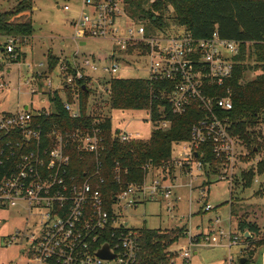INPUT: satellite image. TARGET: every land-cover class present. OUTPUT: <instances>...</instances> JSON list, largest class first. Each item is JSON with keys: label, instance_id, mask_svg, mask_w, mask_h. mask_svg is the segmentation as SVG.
<instances>
[{"label": "built area", "instance_id": "obj_1", "mask_svg": "<svg viewBox=\"0 0 264 264\" xmlns=\"http://www.w3.org/2000/svg\"><path fill=\"white\" fill-rule=\"evenodd\" d=\"M83 1L81 17L75 22L76 39L110 42L109 57L105 59L109 64L103 66L105 75L111 80L127 79L122 72H144L147 75L144 79L165 81L173 86L164 95L174 114L183 115L192 105L203 112L204 117L191 129V140L181 142L184 147L180 158H172L175 168L195 181L204 176L206 181L201 184L204 188L220 181H228L230 190L237 187L235 184L238 180L241 183L242 173L249 168H237V163L243 164L247 155L238 152V148L245 146L240 136L233 133V124L226 114L233 110L229 85L240 54L239 43L222 39L217 32L210 38L197 39L179 26L173 30L152 27L148 21L131 19L124 6L121 11V0ZM63 10L69 11V6L65 5ZM20 50L19 39L0 38V67L5 64V56L16 61ZM78 58V64L72 61L60 66V89L53 90L51 82L46 89L39 85L31 89L32 101L41 98L40 107L34 108L32 103L16 112L0 114V208L21 210L34 219L29 233L28 230L17 233L26 242L22 254L27 264H137L139 235L123 220V212L160 201L168 203L170 212L175 178L173 182L170 180L168 165L156 169L146 163L143 181L121 188L108 205L102 192L105 184L102 119L97 117L90 126L75 130L57 123L46 124L57 114L54 99L60 95L67 99L61 101L69 119H79L81 92H91V98L94 85L103 80L89 73L88 69H98L95 58L93 61ZM2 71L0 89L4 87ZM40 77L41 73H36L30 82ZM110 79L103 85L108 95ZM87 116L94 117L88 108ZM153 125L154 129L167 130L170 122ZM117 133L115 136L124 143L141 139L139 133L134 137L127 132ZM207 145L214 163L205 160L207 152L203 147ZM78 163L82 166L78 167ZM122 171L119 162H115L112 174L118 185ZM235 171H239L238 178ZM203 198L205 212L212 211L208 194ZM199 235V243L196 244L194 236L191 245L201 242L211 245L212 238L217 237L219 245L223 239H228L231 246L245 244L248 249L241 258H246L250 251L246 237L226 233L219 217L211 222L208 233ZM106 243L115 255L113 260L98 256ZM182 256L190 257L189 251H183ZM240 259L230 264H241Z\"/></svg>", "mask_w": 264, "mask_h": 264}, {"label": "trees", "instance_id": "obj_2", "mask_svg": "<svg viewBox=\"0 0 264 264\" xmlns=\"http://www.w3.org/2000/svg\"><path fill=\"white\" fill-rule=\"evenodd\" d=\"M122 2L126 14L131 19L148 21L152 27L165 28V20L171 19L197 39L210 38L217 32L222 39L239 43L240 54L236 58L234 76L229 85L233 97V110L226 115L233 124V133L240 136L244 143L249 145L252 137H257L263 142L258 149L252 147V151L260 152L264 148V137L262 130L256 131L254 128L264 123V0H152L148 7H145V0ZM33 9L34 0H20L12 9L0 12V38L19 39L20 45L28 44L35 32L30 15ZM47 59L48 67L52 71L59 60L50 53ZM247 72H259V75L252 81H245ZM172 88L173 86L165 81L111 80L109 103L112 110L146 111L152 123L168 121L170 127L167 130H153L151 137L146 141L139 139L124 143L115 136L118 133L113 130L112 120L110 118L102 120L100 128L105 138L103 159L105 184L102 192L108 205L113 202L114 196L121 188H126L130 183L143 181L145 176L143 166L146 163L150 162L156 169L168 165L171 177L174 176L176 170L172 163L174 144L190 141L193 125L197 124L204 114L196 105H192L183 115L174 114L164 95L171 92ZM90 94L91 92L89 94L81 92L82 114L77 120L69 119L61 99L56 96L54 101L57 114L51 116L46 124L57 123L71 130L90 126L97 118L87 116ZM203 150L207 152L206 162L214 163L209 145L203 147ZM115 162H119L124 169L121 185L116 183L112 174ZM76 165L82 166L79 163ZM258 175H264L262 159L255 167L242 173V188L244 190L251 188ZM261 194H264L262 186L255 196L262 197ZM248 218V214L239 218L237 229L244 236L245 233L252 236L246 237L251 257L254 248L264 246V235L262 238L260 226ZM136 230L140 245L137 264H173L177 254L171 251V247L188 235L185 227L166 231L145 227ZM199 239L200 235L194 237L196 244L199 243ZM249 262L250 258H247L245 264Z\"/></svg>", "mask_w": 264, "mask_h": 264}, {"label": "rangeland", "instance_id": "obj_3", "mask_svg": "<svg viewBox=\"0 0 264 264\" xmlns=\"http://www.w3.org/2000/svg\"><path fill=\"white\" fill-rule=\"evenodd\" d=\"M17 1L20 0H0V12L12 9ZM122 1V0H121ZM152 0H145V7H148ZM69 6V11L63 10V7ZM84 6L83 0H34V9L30 13L33 25L34 36L28 44L21 45L18 58L14 62L10 57L5 56V64L1 66L4 87L0 89V114L3 112H16L19 108L26 106L34 108L41 105V98H35L32 101L30 95L34 87H46L49 82L52 83V89L61 88V69L60 66L70 65L73 61L78 64L79 58H89L98 67L97 71L89 70V73L95 79H103L95 84V92L91 95L88 112L99 119L110 118L114 131L127 132L133 137L137 133L141 139L146 141L151 137L155 125L150 120V115L146 111H121L112 110L109 103V95L105 92L106 79L103 66L109 64L108 60L111 50L110 42L98 39H88L81 42L76 39V26ZM119 8L123 11V4L119 3ZM146 24V23H145ZM149 27V26H148ZM165 27L173 30L178 25L171 19L165 20ZM48 53L59 60L58 65L51 71L48 67ZM20 56V57H19ZM77 59V61H76ZM36 73H41V77L31 83V78ZM127 79H144L147 75L141 71L122 72ZM259 75V72H247L245 81H252ZM106 78V79H104ZM111 80V79H110ZM109 80V83H110ZM108 81V80H107ZM28 82V83H27ZM30 82V83H29ZM46 89V88H45ZM60 99L67 101L64 95ZM259 126V125H258ZM256 131L262 130L264 137V123L254 128ZM251 130H249L250 132ZM261 140L257 137L251 138L248 145L243 142L244 149L238 148L239 153H245L247 157L243 159L244 163H237L238 170L241 168H252L262 159L264 160V148L260 152L252 151V147L261 145ZM183 143L173 147V158L179 159L183 152ZM258 149V148H257ZM256 149V151H258ZM236 172V171H235ZM196 174V173H195ZM175 176V180L173 177ZM174 176L170 178L175 188L171 200V210H168L167 202H150L139 205L136 208L128 209L123 212V220L131 228L160 229L162 231L172 230L177 227H185L188 231L186 238L181 239L177 244L171 247L177 256L173 264H230L238 263L247 246L238 244L231 246L228 239H223L222 244H216L217 237L212 238V244L208 245L201 242L199 245H191V238L200 233H208L210 224L217 217L221 219L222 226L226 233H232L241 237L237 229L239 218L248 214L249 220L262 227V238L264 235V194L262 197H256L255 193L262 186L264 188V175L257 176L253 186L249 189H243L239 180L237 187L230 190L228 181H220L213 184L210 188L201 186L206 181L204 176L199 180H192L191 177L181 172L177 168ZM235 177H239V171ZM204 190V191H203ZM208 194V205L214 209L205 212L204 206L206 199L204 194ZM233 212V213H232ZM256 217V218H255ZM212 220V221H211ZM34 219L21 210L0 208V264H27L26 257L22 254V249L26 242L22 237H17V233H26L33 227ZM253 259L249 253L246 258H250L249 264H261L264 261V246L254 248ZM183 251H189L190 257L187 259L182 256Z\"/></svg>", "mask_w": 264, "mask_h": 264}, {"label": "water", "instance_id": "obj_4", "mask_svg": "<svg viewBox=\"0 0 264 264\" xmlns=\"http://www.w3.org/2000/svg\"><path fill=\"white\" fill-rule=\"evenodd\" d=\"M115 1L119 2L120 0H115ZM195 156L197 157V154ZM98 256L105 260H113L115 258V255L110 251V247L107 243L104 244L103 248L98 251ZM246 262H247L246 258L240 259L241 264H245Z\"/></svg>", "mask_w": 264, "mask_h": 264}, {"label": "crops", "instance_id": "obj_5", "mask_svg": "<svg viewBox=\"0 0 264 264\" xmlns=\"http://www.w3.org/2000/svg\"><path fill=\"white\" fill-rule=\"evenodd\" d=\"M209 200V199H208ZM160 203H162L161 201H160ZM256 218V217H255ZM249 219V218H248ZM212 221V220H211ZM250 221V220H249ZM254 222H256V221H254ZM257 223V222H256ZM211 225V224H210ZM259 225V224H258ZM260 226V225H259ZM260 228H262V227H260ZM263 231V230H262ZM200 234H202V233H200ZM243 235V234H242ZM245 237H248V238H251L252 236L249 234V233H245ZM171 251H172V249H171ZM255 251V250H254ZM254 255V254H253ZM253 255L251 256V258L253 259L254 257H253ZM263 258H264V256H263ZM247 259V258H246ZM261 264H264V261H262V258H261Z\"/></svg>", "mask_w": 264, "mask_h": 264}]
</instances>
